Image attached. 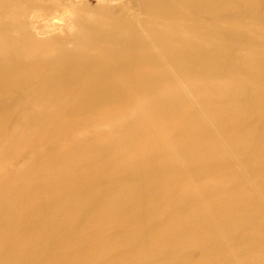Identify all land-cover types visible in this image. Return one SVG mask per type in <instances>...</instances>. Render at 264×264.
<instances>
[{"label":"bare ground","instance_id":"1","mask_svg":"<svg viewBox=\"0 0 264 264\" xmlns=\"http://www.w3.org/2000/svg\"><path fill=\"white\" fill-rule=\"evenodd\" d=\"M90 1L0 0V264H264V0Z\"/></svg>","mask_w":264,"mask_h":264},{"label":"rangeland","instance_id":"2","mask_svg":"<svg viewBox=\"0 0 264 264\" xmlns=\"http://www.w3.org/2000/svg\"><path fill=\"white\" fill-rule=\"evenodd\" d=\"M90 2L91 3H95L94 0H91ZM20 130L23 131V128H21ZM103 136H104V132L102 130H97L95 132V131H91V129H86L80 134V137L77 138V140L79 141L77 143H82V144H84L86 146H92V145L95 146L97 144V143H94L95 139L96 138L101 139V138H103ZM71 143H72V140L69 141V143H66V144H63L62 146H59L58 147V148H60L59 152H62L65 155L69 154V153H72V151H73L72 148H74L75 144H71ZM56 149L57 148H54V149H52V151H55ZM35 160H36V157H35L34 154H29L26 150L20 149L16 153H14L13 157H11V159L9 160V163L4 165L6 167L3 170L5 172H10V174L7 175V177L10 176L9 178H11L12 175H11V171L10 170H11V167L13 165H15L17 162H20V161H24L25 163H33ZM6 225H7V221L5 219H0V228H4V227H6ZM150 250H151L152 254H155V252L157 251L154 248H152ZM83 263L81 262L79 264H83Z\"/></svg>","mask_w":264,"mask_h":264}]
</instances>
